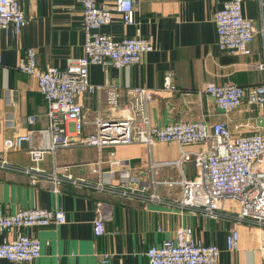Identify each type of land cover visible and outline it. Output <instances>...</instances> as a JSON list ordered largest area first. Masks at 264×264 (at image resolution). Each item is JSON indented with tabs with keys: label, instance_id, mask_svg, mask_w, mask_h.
<instances>
[{
	"label": "crops",
	"instance_id": "crops-1",
	"mask_svg": "<svg viewBox=\"0 0 264 264\" xmlns=\"http://www.w3.org/2000/svg\"><path fill=\"white\" fill-rule=\"evenodd\" d=\"M97 2L113 0H96ZM226 0H135L134 23L124 24L119 16L101 27V31L119 40L124 36H142L151 40L153 49L146 52L138 63L121 68L100 65L89 66L88 79L102 84L113 81L124 86H145L154 94L148 103L150 121L164 125L179 120L214 123L226 121L236 133L259 130L264 133V106L257 107L243 102L224 113L211 95L204 91L208 82L249 85L263 80V73L251 70L246 64L258 62L263 57L261 36L256 34L248 55L229 54L219 49L214 11ZM28 18L21 32L14 36L9 29L0 38V137H12L32 130L31 141L18 149L1 150L0 154L15 164L30 163L28 149L32 146L52 145L48 130L46 103L39 92L34 77L16 69L25 49L36 50L39 68L64 67L68 58L82 53L85 40L82 28V9L79 0H19ZM242 12L259 24L256 0H247ZM171 71L176 92L162 89L163 75ZM82 107L85 123L76 135L67 124V134L73 140L83 138L96 129L93 122L100 113L103 119L111 117L103 102L96 95L77 97ZM125 98H122V105ZM123 111H118L120 115ZM34 114L33 123L27 121ZM194 149L196 145L183 146ZM181 147L175 141H156L145 144H118L94 146L71 144L56 146L40 162L50 169L53 165H70L77 174H90L89 165L101 161L105 179L116 182L129 176L147 179L149 161L161 163L155 168L158 181L171 180L181 173L187 178L198 175L199 169L192 162H184L180 172L172 163ZM111 151L114 153L111 154ZM115 160L117 163L112 164ZM157 193L168 199L181 195L178 185L159 184ZM228 211H236L239 204L226 199L219 203ZM24 207L47 209L61 208L65 222L44 226H22L0 234V240L18 233L36 237L40 242V256L30 263L0 259V264H147L140 252L174 235L179 224L189 225L193 237L202 243H214L220 249L218 264H264L259 248L264 246V229L236 224L231 217L212 219L198 211H190L157 202L142 203L92 190L76 189L69 185L54 187L50 183H30L20 173L0 169V210L6 213ZM106 215V233L95 236L93 220L96 209ZM239 232V248L225 249L228 230ZM110 251L106 263H101L99 253Z\"/></svg>",
	"mask_w": 264,
	"mask_h": 264
},
{
	"label": "built area",
	"instance_id": "built-area-1",
	"mask_svg": "<svg viewBox=\"0 0 264 264\" xmlns=\"http://www.w3.org/2000/svg\"><path fill=\"white\" fill-rule=\"evenodd\" d=\"M247 0H226L214 11L217 31V45L229 54L248 55L251 42L259 34L263 43V57L258 62L248 63L246 67L263 73L259 83L240 85L236 83H206L204 91L211 95L216 106L227 113L243 102L257 107L264 106V0H256L259 24L242 12ZM135 0H79L82 9V28L85 35L82 53L68 58L64 67L48 66L39 68L36 50L25 49L24 56L15 67L20 72L34 77L37 87L46 103L48 130L52 135V145L32 146L28 149L30 163L15 164L0 154V169L25 175L30 183H50L54 187L69 185L76 189L92 190L135 200L142 203L157 202L166 205L198 211L212 219L231 217L236 224L251 225L264 229V133L259 130L236 133L228 122L179 120L164 125L152 123L148 114V103L154 91L145 86H120L113 81L102 84L91 83L88 79L90 65L121 68L138 63L142 56L153 49L150 39L142 36H124L119 40L102 32L103 25L109 24L119 16L124 24L134 23ZM28 23L19 0H0V38L12 28L17 36ZM0 54V68L2 67ZM162 89L176 92L171 71L163 75ZM94 94L99 104L105 103L111 117L103 119L98 113L93 121L96 129L87 136L73 140L67 134L69 123L78 135L83 124L82 107L77 97ZM122 98L125 104L122 105ZM123 111L120 115L118 111ZM36 119L34 114L27 117L29 123ZM32 130L15 136L0 137V151L18 149L24 142L31 141ZM177 142L179 156L172 161L181 171L184 162H192L199 169L194 178L182 173L171 180L158 181L155 168L161 164L149 161L147 179L129 176L116 182L105 179L101 172V161L89 165L91 178L77 174L70 165H53L50 169L40 162L47 152L56 146L81 144L94 146L100 150L104 146L140 143L150 147L154 142ZM196 145L194 149L183 146ZM114 152L111 151V154ZM112 164L117 161L112 160ZM159 184L178 185L181 195L176 199L160 196L156 191ZM230 199L239 204L236 211L224 210L219 203ZM106 215L98 208L93 220L95 236L106 233ZM65 222L61 208L24 207L13 213L0 210V234L22 226H44ZM225 249L236 251L239 248V232L231 227L225 239ZM264 259V246L259 248ZM147 264H218L219 247L214 243H202L194 239L189 225L179 224L171 237L163 238L140 252ZM40 256V242L36 237L18 233L14 237L0 240V259L30 263ZM110 251L99 253L101 263H106Z\"/></svg>",
	"mask_w": 264,
	"mask_h": 264
}]
</instances>
